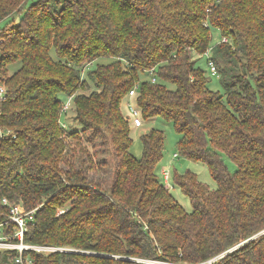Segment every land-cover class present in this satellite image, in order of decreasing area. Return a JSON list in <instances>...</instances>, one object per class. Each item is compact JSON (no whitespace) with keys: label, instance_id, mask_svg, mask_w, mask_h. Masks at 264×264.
I'll use <instances>...</instances> for the list:
<instances>
[{"label":"trees","instance_id":"16d2710c","mask_svg":"<svg viewBox=\"0 0 264 264\" xmlns=\"http://www.w3.org/2000/svg\"><path fill=\"white\" fill-rule=\"evenodd\" d=\"M0 81V222L14 232L6 197L34 209L24 242L67 248L24 251L34 264H264V0H0ZM133 86L215 181L171 172L189 211L156 174L163 129L130 152Z\"/></svg>","mask_w":264,"mask_h":264},{"label":"rangeland","instance_id":"374dc122","mask_svg":"<svg viewBox=\"0 0 264 264\" xmlns=\"http://www.w3.org/2000/svg\"><path fill=\"white\" fill-rule=\"evenodd\" d=\"M216 35H217V32L214 30V33H213L214 38L216 37ZM99 61L100 59L95 60L93 64L95 65ZM199 63L203 65L206 69H208L203 58L199 60ZM93 64H91V67L94 66ZM7 67H8V70L13 71L12 65H8ZM207 76L210 79L209 86L212 89L220 90L221 87L218 82L217 75H211L207 70ZM150 77H151V74L149 72H144L140 75V78H150ZM0 83H3V82L0 81ZM71 113L72 111L70 108V111H68L67 113V118L69 120L72 115ZM75 125L78 127L77 124ZM151 127L160 128V129H163L164 131L162 156L156 166L157 177L159 178L161 182H163L170 189L171 193L178 200V202L187 211H189L191 209L190 201L188 197L184 195L177 186H173V183L171 180V172L176 171L178 173H182L188 169L194 172L197 175L198 179L201 180L202 182H205L209 187H215V181L212 179L207 166L203 162L199 160L188 159L178 152L177 138L179 136L175 132L173 128V124L170 121L163 120L159 117L155 118L154 120H149V121H146L145 119H143V123L141 124V126H138V127H134L133 125H131L130 137L132 138V142L130 144V152L135 157H140L142 154V146H141L139 135ZM174 153L177 154L175 157H174ZM85 157L86 155H82V159ZM104 159L107 160V158H104ZM224 159H225L228 169L230 171H234V169L236 168V164L232 160L228 159L227 157H225ZM163 168L168 170V176L170 172V179L168 178L166 179V181L163 179L162 174H161V171L163 170ZM88 174L92 179L103 180V182L109 178L108 171L102 168L99 171H89Z\"/></svg>","mask_w":264,"mask_h":264},{"label":"built area","instance_id":"2783aa9c","mask_svg":"<svg viewBox=\"0 0 264 264\" xmlns=\"http://www.w3.org/2000/svg\"><path fill=\"white\" fill-rule=\"evenodd\" d=\"M224 39V38H223ZM208 50L206 55L209 56ZM208 69L210 74H217L215 64L211 59H208ZM155 77L152 76L151 81H154ZM5 92V85L0 83V99L3 98ZM136 93V86H133L127 92V99L124 101V113L129 119L131 125L134 127L141 126L143 123L140 110L136 107L133 100V96ZM72 106V97L68 96L62 103V111L68 112ZM9 131V130H7ZM1 127L0 134L2 135ZM163 179H168V170L163 168L161 171ZM2 203L9 205V217L6 223L13 222L15 224V230L12 234L5 233L4 223L0 222V248L1 249H12L15 250V262L17 264H34L33 259L23 255L26 250L36 251H54V250H65L67 248L60 246L44 245V244H30L23 240L24 232L27 229L26 220L32 217L34 209L25 210L20 203H11L6 197H2ZM217 257V256H216ZM216 257L210 258L203 262L208 264L211 263ZM164 263V262H163ZM167 264V263H166ZM202 264V263H201Z\"/></svg>","mask_w":264,"mask_h":264}]
</instances>
